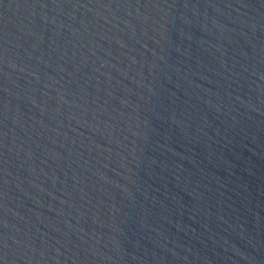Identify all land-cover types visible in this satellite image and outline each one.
Wrapping results in <instances>:
<instances>
[{
	"label": "water",
	"instance_id": "water-1",
	"mask_svg": "<svg viewBox=\"0 0 264 264\" xmlns=\"http://www.w3.org/2000/svg\"><path fill=\"white\" fill-rule=\"evenodd\" d=\"M0 264H264V0H0Z\"/></svg>",
	"mask_w": 264,
	"mask_h": 264
}]
</instances>
